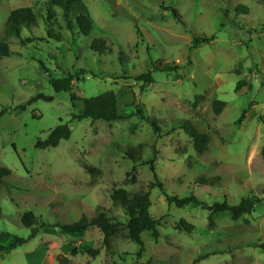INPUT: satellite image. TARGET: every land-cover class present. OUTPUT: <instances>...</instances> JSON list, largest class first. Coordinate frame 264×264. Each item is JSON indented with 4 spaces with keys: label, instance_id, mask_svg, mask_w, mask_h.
<instances>
[{
    "label": "rangeland",
    "instance_id": "1",
    "mask_svg": "<svg viewBox=\"0 0 264 264\" xmlns=\"http://www.w3.org/2000/svg\"><path fill=\"white\" fill-rule=\"evenodd\" d=\"M48 3L0 0V42L11 51L0 58V167L11 170L0 189V245L29 238L24 213L38 221L36 236L0 252V264H264V0H82L94 24L87 38L68 30L61 8L48 19ZM20 8L32 9L37 22L17 38L5 24ZM94 39L108 50L93 52ZM146 73L149 84L138 79ZM68 75L72 92L56 93L51 81ZM240 81L246 86L236 92ZM108 91L122 119H73L83 99ZM38 94L53 100L27 104ZM216 100L226 103L219 115ZM60 124L70 126V139L37 148ZM186 126L209 136L203 154ZM88 166L98 173L90 175ZM156 182L173 197L231 206L249 198L253 209L233 220L195 205L169 206L151 186ZM118 189L149 194L158 238L146 231L142 247L118 240L107 248L97 227L75 234L53 227L92 218L97 206L126 224L125 211L111 201ZM180 221L193 232L179 231ZM96 249V257L88 254Z\"/></svg>",
    "mask_w": 264,
    "mask_h": 264
},
{
    "label": "trees",
    "instance_id": "2",
    "mask_svg": "<svg viewBox=\"0 0 264 264\" xmlns=\"http://www.w3.org/2000/svg\"><path fill=\"white\" fill-rule=\"evenodd\" d=\"M53 7H58L63 10L64 18L66 20L67 28L73 31L75 28L79 30V34L82 37H90L93 31V20L84 12L82 0H49L47 7L48 19L53 17ZM171 10L176 21L182 23L181 17L176 9ZM244 11H247L246 9ZM73 17L70 18V17ZM37 17L30 8H20L14 10L8 16L5 24V31L8 35H14L20 38V32L24 27H31L36 24ZM137 29V27H136ZM139 34V30L137 29ZM91 50L98 54H103L108 50V46L103 39H94L90 46ZM11 51L7 43L0 42V58L10 56ZM122 54L119 56V61L122 60ZM139 80L145 84L151 83L152 74L146 73L138 77ZM73 76L68 75L64 78H58L51 81V84L56 93L66 92L70 93L73 90ZM246 84L244 81L238 82L236 86V92H239ZM201 96H196L197 105ZM37 100L52 101L53 97L38 94L31 98L27 104L36 102ZM73 101V99H72ZM81 111L78 115L74 116V120L81 121L83 119H90L91 122L105 121L112 122L122 119V116L118 112V100L114 92L108 91L99 96L85 98L82 100ZM225 102L216 100L213 102V110L215 114L219 115L224 107ZM20 110H25V106L22 105ZM5 111L0 112V117L4 115ZM248 113V109H245L238 119V123L241 124ZM137 115L154 128L155 132H158L157 125L148 119L147 116L138 110ZM185 133L193 139L194 149L198 154H203L208 147L210 138L207 134L200 133L195 129L186 126L183 128ZM72 135L71 128L68 124H60L54 128L46 140H38L36 147L40 149L57 147L61 141L70 139ZM264 155V146L262 148ZM126 155L132 159L134 163L141 161V154L139 152H126ZM90 175L98 173L97 170L88 166L85 168ZM11 175V170L7 167H0V189L6 185V179ZM152 187H158L163 193L169 206L174 205L177 208H185L190 205L201 207L203 210L210 212L211 214L229 213L233 220H239L244 215L249 214L253 209V201L249 198L242 199L238 205L231 206L226 201L222 203H214L209 205L207 202H201L195 195H189L184 198L173 197L164 192L163 185L160 182L151 184ZM111 201L113 206L123 209L128 217V222L122 224L107 215L105 208L101 206L96 207L95 215L92 218H88L83 215L80 221L73 224L56 223L53 227L68 234L83 233L91 227H97L103 234V245L110 248L112 243L118 240L131 241L141 247L143 243L140 240V236L143 232H151L153 238L159 237L158 222L151 216L149 209L151 207V200L148 193L137 194L130 197L127 191L123 189L114 190L111 194ZM23 225L30 229V236L28 239H21L14 237V243L11 246L4 247L0 245V252L10 251L18 245L27 243L33 239L37 234V229L33 226L38 224L37 218L31 212H26L22 215L21 219ZM177 229L186 233H192L194 226L188 222L180 221L177 224ZM264 248V244L261 246ZM100 252V249L89 250L88 254L92 257H96Z\"/></svg>",
    "mask_w": 264,
    "mask_h": 264
}]
</instances>
